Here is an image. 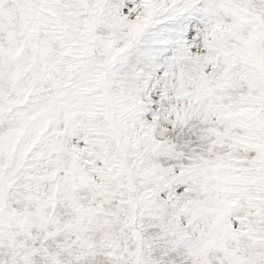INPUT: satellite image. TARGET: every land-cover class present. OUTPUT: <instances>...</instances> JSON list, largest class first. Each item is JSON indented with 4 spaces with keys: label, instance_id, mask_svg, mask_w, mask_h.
<instances>
[{
    "label": "snow or ice",
    "instance_id": "6c2138e0",
    "mask_svg": "<svg viewBox=\"0 0 264 264\" xmlns=\"http://www.w3.org/2000/svg\"><path fill=\"white\" fill-rule=\"evenodd\" d=\"M0 264H264V0H0Z\"/></svg>",
    "mask_w": 264,
    "mask_h": 264
}]
</instances>
